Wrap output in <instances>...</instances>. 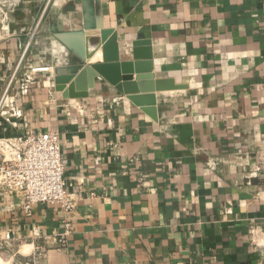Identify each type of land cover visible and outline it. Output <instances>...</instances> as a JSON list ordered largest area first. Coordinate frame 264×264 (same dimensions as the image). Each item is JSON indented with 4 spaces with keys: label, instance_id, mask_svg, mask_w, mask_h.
I'll return each instance as SVG.
<instances>
[{
    "label": "crops",
    "instance_id": "obj_1",
    "mask_svg": "<svg viewBox=\"0 0 264 264\" xmlns=\"http://www.w3.org/2000/svg\"><path fill=\"white\" fill-rule=\"evenodd\" d=\"M2 1L15 11L11 32L0 29V93L40 18L38 65L83 62L56 33L85 32L90 52L107 29L123 60L150 48L156 82L187 88L137 83L135 95H156L139 106L101 78L87 96L65 98L55 69L43 74L24 122L60 133L78 198L73 234L59 247L61 208L38 204L26 218L5 192L0 233L16 230L27 253L44 250L38 264H264V0ZM88 7L101 28L86 29Z\"/></svg>",
    "mask_w": 264,
    "mask_h": 264
},
{
    "label": "built area",
    "instance_id": "obj_2",
    "mask_svg": "<svg viewBox=\"0 0 264 264\" xmlns=\"http://www.w3.org/2000/svg\"><path fill=\"white\" fill-rule=\"evenodd\" d=\"M51 3L49 0L48 5ZM14 7L0 0V29L11 32ZM43 18L33 29L24 44L20 58L0 93V192L16 196L13 208L23 212L26 218L33 214L34 206L50 204L64 213L63 229L57 236V244L64 247L73 234L72 214L78 206V198L68 188L65 179L61 137L57 130L37 131L24 122L23 102L32 86L43 74H54L52 64L38 65L30 58L32 44L39 33ZM2 59L0 58V66ZM22 130V134L7 135V129ZM21 128V129H20ZM254 232V231H253ZM252 232V233H253ZM256 241V240H255ZM25 240L16 230L0 233V261L4 264H38L43 251L26 253Z\"/></svg>",
    "mask_w": 264,
    "mask_h": 264
},
{
    "label": "water",
    "instance_id": "obj_3",
    "mask_svg": "<svg viewBox=\"0 0 264 264\" xmlns=\"http://www.w3.org/2000/svg\"><path fill=\"white\" fill-rule=\"evenodd\" d=\"M85 18L86 29L101 28L100 24L94 21V13L90 7L85 9ZM98 36L99 40L97 44H94L90 52H87L85 32L56 33V37L71 48L83 61L78 65L57 67L55 69L56 88L59 92L63 93L65 98H80L87 96L89 82L91 81V83H93L95 78L106 80L118 91L126 94L139 106H144V100L152 98V104H148L152 106L156 105L154 101L156 95H135L138 92L137 83L140 86L149 83L151 86L149 90H151V92H155L156 90L165 91L187 88L185 85L176 84L175 81L171 79H161L156 82V76L153 74L152 49L135 47L133 49L134 59L123 60L117 32L102 29ZM100 49H102L103 53L102 61L90 62ZM134 74H137L136 82H134ZM146 81L149 82L146 83ZM142 89H144V87H142ZM152 113L154 114L153 117H155V109H152Z\"/></svg>",
    "mask_w": 264,
    "mask_h": 264
},
{
    "label": "bare ground",
    "instance_id": "obj_4",
    "mask_svg": "<svg viewBox=\"0 0 264 264\" xmlns=\"http://www.w3.org/2000/svg\"><path fill=\"white\" fill-rule=\"evenodd\" d=\"M99 58H101V54L99 53L96 57H95V59H99ZM30 251V250H29ZM28 251V252H29ZM27 253V252H26ZM0 264H4V261L2 260V261H0Z\"/></svg>",
    "mask_w": 264,
    "mask_h": 264
},
{
    "label": "rangeland",
    "instance_id": "obj_5",
    "mask_svg": "<svg viewBox=\"0 0 264 264\" xmlns=\"http://www.w3.org/2000/svg\"><path fill=\"white\" fill-rule=\"evenodd\" d=\"M40 30H41V27L39 28V32H40ZM21 260H22V258H20V256L18 255V256H17V260H16L17 263L19 264Z\"/></svg>",
    "mask_w": 264,
    "mask_h": 264
}]
</instances>
